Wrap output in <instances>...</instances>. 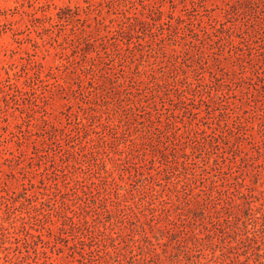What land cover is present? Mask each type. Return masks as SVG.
<instances>
[{
  "label": "rangeland",
  "instance_id": "obj_1",
  "mask_svg": "<svg viewBox=\"0 0 264 264\" xmlns=\"http://www.w3.org/2000/svg\"><path fill=\"white\" fill-rule=\"evenodd\" d=\"M0 264H264V0H0Z\"/></svg>",
  "mask_w": 264,
  "mask_h": 264
}]
</instances>
